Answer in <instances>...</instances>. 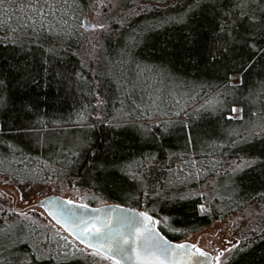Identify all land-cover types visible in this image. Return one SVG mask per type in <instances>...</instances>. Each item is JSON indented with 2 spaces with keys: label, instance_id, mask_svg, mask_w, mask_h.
Here are the masks:
<instances>
[{
  "label": "trees",
  "instance_id": "16d2710c",
  "mask_svg": "<svg viewBox=\"0 0 264 264\" xmlns=\"http://www.w3.org/2000/svg\"><path fill=\"white\" fill-rule=\"evenodd\" d=\"M38 3L44 20L15 0L0 7V174L16 183L56 179L63 194L80 191L90 205L168 217L158 226L175 241L249 208L263 210L223 264H264V0L243 6L256 21L238 15L239 0ZM88 14L106 27L89 33ZM161 89L158 107L140 100ZM210 100L242 112L228 118ZM238 157L258 159L233 173ZM183 161L208 168L181 178L175 169ZM18 217L0 204V264H103L73 239L42 236Z\"/></svg>",
  "mask_w": 264,
  "mask_h": 264
},
{
  "label": "snow or ice",
  "instance_id": "6c2138e0",
  "mask_svg": "<svg viewBox=\"0 0 264 264\" xmlns=\"http://www.w3.org/2000/svg\"><path fill=\"white\" fill-rule=\"evenodd\" d=\"M103 3V0H101ZM247 3V0H239V3L233 5L234 8L240 9L238 15L241 17L247 16L251 21H256L255 14L249 15L243 11V6ZM0 7H6L4 0H0ZM30 9H33L41 20L46 19L44 8L39 5L38 0L35 5H28ZM2 14V13H0ZM230 18V14H229ZM10 19V18H9ZM181 20L183 17L180 18ZM226 21L224 24V33L227 36L231 35V28ZM85 26L90 29H104L105 24L92 23L85 18ZM34 27V25H33ZM43 25L41 24V28ZM255 47V44L252 45ZM83 63V61H81ZM75 77L79 78L82 82H86L85 78L80 72L74 73ZM229 85L233 88L237 85L231 84L229 74ZM239 83H243V79L239 80ZM98 95V93H93ZM104 103L103 100H97L96 106L99 107ZM206 105L212 108L213 111L219 110L222 114L227 115L228 118H235L233 114H239L242 109L237 108L235 103L226 104L220 100H210L205 102ZM25 107L28 110H39V105L35 107L33 104H26ZM227 109V112L224 110ZM179 114V113H177ZM81 118L86 119V116L81 113ZM97 118H100V113H97ZM43 123V117H38ZM110 122L109 120L105 121ZM59 123V121H54ZM157 124H161V121H155ZM187 125V121H183ZM163 126V125H162ZM119 127V125H117ZM141 128L147 131V125H140ZM167 129L165 128V131ZM256 133L254 132L253 135ZM260 134H264V130ZM188 139H191L190 133L187 134ZM237 136L239 134L237 133ZM154 158L152 154L149 159ZM257 157H251L245 159L244 157H238V162L233 161V167L231 171L233 173L242 170L256 162ZM132 163L125 164L123 167L131 172ZM138 167H143L140 163ZM133 178H139L138 173H132ZM203 196L204 193H199ZM47 200V198H45ZM93 199H98L93 196ZM70 204H76V201H69ZM81 207L87 209L90 207L88 204H81ZM200 210H205V205L201 204ZM123 205H101L95 209L97 215H87V213L77 215L75 210L62 208L60 211H53V215L60 222H63L65 226L71 231L77 239H82V242L86 243L88 248L92 250L93 255H99L110 261L111 264H204L203 257H211V254L206 252L203 248L196 244L183 241L180 243H174L157 227L158 224L164 223L167 226L168 217H163V220H158L156 217L150 215L147 211L137 212L136 209H129L128 215L117 217L114 215L117 209L123 210ZM21 216L25 213H20ZM69 218H74L72 223H69ZM174 231H180V229H174ZM47 239V238H45ZM239 243V241H238ZM75 247V244H73ZM221 252L213 258L212 264H220Z\"/></svg>",
  "mask_w": 264,
  "mask_h": 264
},
{
  "label": "rangeland",
  "instance_id": "374dc122",
  "mask_svg": "<svg viewBox=\"0 0 264 264\" xmlns=\"http://www.w3.org/2000/svg\"><path fill=\"white\" fill-rule=\"evenodd\" d=\"M16 2H19L25 10L34 11L33 9H30L28 5H35V1L15 0V3ZM85 17L92 23H101V21L94 15L88 14ZM85 28L86 30H89V33L93 32V29L87 28L86 26ZM162 91L164 90H155L146 96L140 95V100H143L146 106L156 108L162 102ZM130 94L132 97L136 96L135 91H132ZM207 168V161H183L175 169V175L181 178L198 177L206 171ZM59 187L56 179H49L39 183H16L9 176L0 174V204L6 207L9 212H17L19 215L18 218H26L36 223L38 227L43 229L42 236L45 235V233L55 231L54 233L56 234L59 233L73 239V243H75L79 249L83 250L82 252L93 254L91 249L78 243L66 231L57 225L41 207L38 206V202L50 194H60L76 201L85 202V199H83V195L80 191H67L64 188L65 194H63L59 190ZM102 204L104 203H100L98 205ZM253 209L254 208H249L246 211H242L240 214L233 215L225 220H216L210 226L191 233L181 241L199 243V246L210 252L214 258L221 252V250L227 249V251H224L223 255L220 256V264H223L230 255L231 251L238 245V241L240 242L242 237L253 228L256 221L255 219L258 217L259 212L263 211L256 207L255 209L260 210L256 213L257 211H252ZM20 213H25V215L21 216ZM103 264H111V262L104 259Z\"/></svg>",
  "mask_w": 264,
  "mask_h": 264
},
{
  "label": "water",
  "instance_id": "95a60500",
  "mask_svg": "<svg viewBox=\"0 0 264 264\" xmlns=\"http://www.w3.org/2000/svg\"><path fill=\"white\" fill-rule=\"evenodd\" d=\"M85 23V21H84ZM47 198V200L45 199ZM69 201H76V200H73L71 198H68V197H65V196H62L60 194H50V195H47L45 196L44 198H42L39 202H38V206L41 207L45 212L46 214L57 224L59 225L64 231H66L72 238H74L78 243H80L81 245L85 246L86 248H88L87 244L82 242V239H77L76 236L71 232L69 231V229L65 226V224L63 222H60L57 218L54 217V215L52 214L53 211H60L62 208H66V209H72V210H75V213L77 215H81V214H84V213H87V215L91 216V215H97L98 213L95 212V209L99 208L101 205L99 206H94V205H90L88 203H85V202H81V201H76L77 203L76 204H70ZM81 204H88L90 205L89 208L87 209H84L81 207ZM103 205H109V206H112V205H121V204H117V203H106V204H103ZM124 208L123 210H120V209H117L114 213L115 216L117 217H120V216H125V215H128V210L129 209H136L137 212H141V211H145L144 209L142 208H135V207H131V206H127V205H123ZM149 213V212H148ZM150 214V213H149ZM152 215V214H150ZM153 216V215H152ZM73 219L74 218H69V223H72L73 222ZM157 227L159 228V226L157 225ZM159 230L161 231V229L159 228ZM162 232V231H161ZM163 233V232H162ZM164 236H166L164 233H163ZM167 237V236H166ZM168 238V237H167ZM168 240L174 242V243H180V242H183V241H175V240H171L170 238H168ZM189 242V241H187ZM189 243H192V242H189ZM192 244H196L199 246V243H192ZM200 247V246H199ZM90 249V248H89ZM205 250V249H204ZM206 251V250H205ZM208 252V251H206ZM210 253V252H208ZM211 254V253H210ZM213 255L211 254V257H203V261H204V264H212V261H213Z\"/></svg>",
  "mask_w": 264,
  "mask_h": 264
},
{
  "label": "flooded vegetation",
  "instance_id": "af4514ba",
  "mask_svg": "<svg viewBox=\"0 0 264 264\" xmlns=\"http://www.w3.org/2000/svg\"><path fill=\"white\" fill-rule=\"evenodd\" d=\"M106 204V203H105ZM94 206H99V205H94Z\"/></svg>",
  "mask_w": 264,
  "mask_h": 264
}]
</instances>
